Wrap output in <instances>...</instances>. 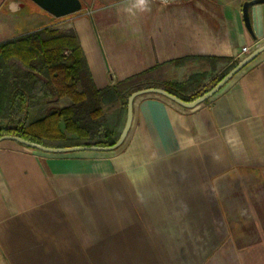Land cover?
I'll use <instances>...</instances> for the list:
<instances>
[{
    "label": "crops",
    "instance_id": "0c3cea01",
    "mask_svg": "<svg viewBox=\"0 0 264 264\" xmlns=\"http://www.w3.org/2000/svg\"><path fill=\"white\" fill-rule=\"evenodd\" d=\"M81 1L56 18L30 0H0V42L72 29L98 89L178 58L239 61L264 45V2L249 8L248 29L249 0H151L148 13L134 0ZM0 143V240L14 239L21 224L22 241L58 247L84 234L105 256L149 264H264V51L193 109L160 95L136 98L118 150L57 155Z\"/></svg>",
    "mask_w": 264,
    "mask_h": 264
},
{
    "label": "trees",
    "instance_id": "16d2710c",
    "mask_svg": "<svg viewBox=\"0 0 264 264\" xmlns=\"http://www.w3.org/2000/svg\"><path fill=\"white\" fill-rule=\"evenodd\" d=\"M192 62L212 70L227 65L214 85L238 60L178 58L98 89L72 29L44 27L0 42V119L6 122L0 135L20 136L47 147L110 146L123 128L126 101L133 91L160 87L190 101L207 90L201 85L205 73H191L182 81L166 78L171 67ZM61 97H68L70 104L60 107ZM115 105L123 112L116 124L107 114Z\"/></svg>",
    "mask_w": 264,
    "mask_h": 264
},
{
    "label": "rangeland",
    "instance_id": "374dc122",
    "mask_svg": "<svg viewBox=\"0 0 264 264\" xmlns=\"http://www.w3.org/2000/svg\"><path fill=\"white\" fill-rule=\"evenodd\" d=\"M227 3H238L240 0H221ZM242 3V2H241ZM244 3V2H243ZM27 9V8H26ZM198 63H185L182 69L174 71V74L169 76L172 81H182L183 78L192 73V67L197 66ZM221 67L223 65H220ZM221 67L217 70L207 72L202 84L205 83L207 90L211 88L212 83L221 74ZM214 77V78H213ZM109 118L116 124L121 120L123 112L117 105L110 107L107 110ZM6 122L0 119V128L4 130ZM5 144V143H0ZM27 151L31 149L22 147ZM118 150V149H116ZM36 152V151H35ZM79 229L80 226H77ZM26 228L21 224L15 225V238L12 240H0V264H149L148 257H138L135 261L133 257H121L116 255V251H110V255H103L101 241L94 242L85 239L84 234L75 233L73 241L56 242L58 247H54V241H22L21 236L27 238L22 231ZM31 236H37V230H31ZM36 233V235L34 233ZM48 235V234H47ZM80 237L82 240L80 241ZM93 243V248L89 245ZM29 244V246H28ZM44 245V246H43ZM83 253L81 255H77ZM113 253V254H112Z\"/></svg>",
    "mask_w": 264,
    "mask_h": 264
},
{
    "label": "water",
    "instance_id": "95a60500",
    "mask_svg": "<svg viewBox=\"0 0 264 264\" xmlns=\"http://www.w3.org/2000/svg\"><path fill=\"white\" fill-rule=\"evenodd\" d=\"M34 4H36L39 8L44 10L45 12L51 14L56 18L64 17L70 14H73L79 11L82 8L81 0H30ZM264 2V0H249L245 1L242 6V15L244 18V22L246 27L249 29L250 22L248 16L249 8L256 4ZM262 51H264V45L260 48L255 49L250 54L239 60L232 68H230L211 88L206 90L201 95L196 98L185 101L181 98L167 92L163 88L160 87H146L141 88L139 90L133 91L127 98L126 101V116L123 128L119 134L118 139L114 144L110 146H68V147H47L41 144L32 142L30 140H26L20 136L3 134L0 135V142L2 141H13L20 145L25 146L26 148L33 149L46 154H70L77 152H111L118 149L129 132L132 123L133 117V102L136 98L144 95L154 94L160 95L174 102L175 104L185 108V109H193L198 105L204 103L206 100H209L212 96H214L234 75H236L239 71H241L245 66L251 63Z\"/></svg>",
    "mask_w": 264,
    "mask_h": 264
},
{
    "label": "clouds",
    "instance_id": "9594fccd",
    "mask_svg": "<svg viewBox=\"0 0 264 264\" xmlns=\"http://www.w3.org/2000/svg\"><path fill=\"white\" fill-rule=\"evenodd\" d=\"M162 3H166V0H162ZM133 7L141 13H148L151 11V0H134Z\"/></svg>",
    "mask_w": 264,
    "mask_h": 264
},
{
    "label": "built area",
    "instance_id": "2783aa9c",
    "mask_svg": "<svg viewBox=\"0 0 264 264\" xmlns=\"http://www.w3.org/2000/svg\"><path fill=\"white\" fill-rule=\"evenodd\" d=\"M154 1H157V2H159V3H161V4H168V3L173 2V1H176V0H166V3H162V0H154ZM247 52H248L247 47H242V48H241V53H242V54H245V53H247Z\"/></svg>",
    "mask_w": 264,
    "mask_h": 264
}]
</instances>
